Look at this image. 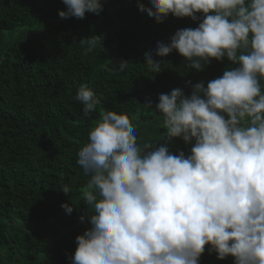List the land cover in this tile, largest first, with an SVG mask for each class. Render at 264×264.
I'll return each instance as SVG.
<instances>
[{
    "label": "clouds",
    "instance_id": "clouds-1",
    "mask_svg": "<svg viewBox=\"0 0 264 264\" xmlns=\"http://www.w3.org/2000/svg\"><path fill=\"white\" fill-rule=\"evenodd\" d=\"M63 3L61 18L103 11L101 0ZM150 3L145 8L139 2V8L157 19L172 14L197 20L203 13L198 27L177 30L170 43L158 41L157 55L175 49L198 71L225 56L239 66L206 88L196 83L190 96L179 88L160 94L157 108L167 138H194L191 155L172 154L163 144L141 146L139 120L113 110L101 113L78 151L77 162L90 176L84 203L93 211L91 227L76 237L72 264H199L206 245L221 260L231 255L235 264H264V0ZM100 42L98 35L80 41L88 52ZM145 56L159 73L161 62L152 50ZM127 66L121 62L119 71ZM75 99L85 116L101 103L87 85ZM62 190L71 192L68 185ZM62 207L73 211L66 203Z\"/></svg>",
    "mask_w": 264,
    "mask_h": 264
},
{
    "label": "trees",
    "instance_id": "trees-1",
    "mask_svg": "<svg viewBox=\"0 0 264 264\" xmlns=\"http://www.w3.org/2000/svg\"><path fill=\"white\" fill-rule=\"evenodd\" d=\"M101 2L99 15L77 19L59 16L67 11L63 0H0V264H72L76 237L91 227L93 211L84 203L90 176L77 162L78 151L103 111L139 120L141 146L163 144L188 156L195 139L167 138L160 94L179 88L190 96L196 83L206 88L239 66L225 56L198 71L175 49L157 55L158 41L170 43L177 30L198 27L203 13L197 20L172 14L157 19L139 8V2L152 7L150 0ZM39 23L43 28L35 27ZM20 27L25 30L16 40L5 41ZM93 35L101 42L88 52L80 41ZM149 49L161 62L159 73L148 66ZM123 61L128 66L119 71ZM81 85L101 101L88 116L75 99ZM199 264H235V258L218 259L206 245Z\"/></svg>",
    "mask_w": 264,
    "mask_h": 264
},
{
    "label": "rangeland",
    "instance_id": "rangeland-1",
    "mask_svg": "<svg viewBox=\"0 0 264 264\" xmlns=\"http://www.w3.org/2000/svg\"><path fill=\"white\" fill-rule=\"evenodd\" d=\"M44 24L43 23H39L37 24V26H35L37 29H41L43 28ZM27 29V28H26ZM25 28L23 27H20V28H17L15 31L13 32H10L9 35H7L5 41L7 42H10V41H13V40H16L18 38V36L24 32Z\"/></svg>",
    "mask_w": 264,
    "mask_h": 264
}]
</instances>
